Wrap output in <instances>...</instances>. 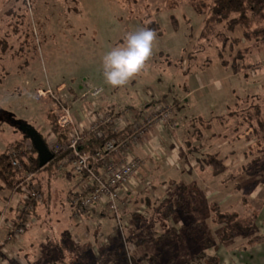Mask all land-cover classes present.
Segmentation results:
<instances>
[{
	"label": "rangeland",
	"instance_id": "374dc122",
	"mask_svg": "<svg viewBox=\"0 0 264 264\" xmlns=\"http://www.w3.org/2000/svg\"><path fill=\"white\" fill-rule=\"evenodd\" d=\"M171 1L0 0V155L15 150L9 149L10 144L21 142L22 147L15 150L19 152L20 167L14 169L22 172L32 155V144L23 137L22 128H31L42 135L48 130L52 104L37 103L35 92L47 88L54 92L62 90L75 124L86 127L84 121L77 124L75 120H80L81 112L94 118L99 114L94 112L95 105L136 109V95L145 96L149 101L162 99L164 95L166 99L178 97L184 84L197 85V77L203 85L202 108L207 109L210 101L214 108L227 106L231 110V113H220L223 116L219 122L227 130L226 144L221 150L236 162L229 163L228 174L210 183L213 189L203 187L200 193L190 191L193 194L189 195L184 190L172 192L167 186L170 188L167 200H158L153 208L143 210L134 201L131 214L125 218L120 212L116 216L105 212L99 226L92 218L79 219L72 215L69 199L73 191L79 190L76 185L81 177L73 174L68 161L61 169L49 173L24 172L15 194L0 193L2 240L7 227L10 230L13 225L23 224L25 213L17 212L14 204L23 199L21 185H25V178H30L25 188L40 192L42 205L37 210L38 218L30 219L25 235L13 238L6 246L0 243V264H28L29 260L30 264H43L49 261L50 255L54 257L55 251L62 264H75L72 258L80 257L79 253L87 245L97 255L116 245V257L112 254L106 258L110 264H170L171 255H174L173 264H193L192 257L200 251L215 258L218 264H264V240L253 241L254 237L264 238V169L261 166L264 160H259L257 165L259 173H252L251 169L255 156L264 152V137L262 142H256L254 135L249 139L244 137L247 132L244 114L236 109L251 113V107L257 106L264 118L260 99L264 94V44L256 42L254 37L243 40L239 30L226 32L221 26L202 39L199 36L203 16L189 6L173 5ZM146 16L155 22L159 31L155 32L153 55L144 70L127 85L108 86L102 77L101 57L121 43L127 32L146 28L142 23ZM261 25L264 27V23ZM235 71L248 77L243 79L241 75L229 82L225 72ZM94 88L102 90L100 97L91 95ZM151 113L149 117L153 116ZM173 117L166 126L172 123ZM255 143L262 144V150L246 158L244 153ZM143 183L144 196L153 203L146 191L150 187L149 179ZM217 202L222 207L221 213L252 216L253 232L224 241V236L228 237L226 226L212 220L213 205ZM11 208L14 210L10 211ZM199 222L203 224V236L201 232L196 236L186 233L187 227ZM171 232L176 234L174 254L164 248L166 241L157 239ZM74 235L96 236L101 241L97 245L90 237L91 241L81 243V248L76 249L71 246ZM122 238L128 241L125 242L130 256L123 247L119 250ZM205 239L209 245L204 248ZM18 248L20 253L14 251ZM135 256L139 257L138 261ZM85 257L84 264H101L93 262V255ZM101 257L99 260L105 259ZM204 261L195 264H204Z\"/></svg>",
	"mask_w": 264,
	"mask_h": 264
},
{
	"label": "crops",
	"instance_id": "0c3cea01",
	"mask_svg": "<svg viewBox=\"0 0 264 264\" xmlns=\"http://www.w3.org/2000/svg\"><path fill=\"white\" fill-rule=\"evenodd\" d=\"M232 74V75H231ZM242 75V78L248 77V75H243L240 71L237 72H225L224 77L231 81L230 79L235 78L238 79ZM198 83L197 85L191 86L184 84L181 88L180 95L174 96L171 99H155V101L146 98L145 96H135L137 100L138 108L133 107H125L124 109L110 107V106H101L100 108L98 105H95L94 112L99 111L94 118H89V116L81 112L80 120H75L77 124H80L84 121L86 125L89 123L96 122L102 118H105L109 115H113L114 125L117 128V133L120 136L126 135L129 131L131 126L141 125L146 117L153 112L156 107L160 104L165 102L167 105L172 104L175 108V113L172 123L169 126H152L146 129L143 136L137 139L135 142L129 144L124 149H121L115 155L111 156V160L116 163H121L125 159L138 157L142 160L143 166L140 170V174L134 177L130 184L128 185V190L130 193L127 194L125 205L127 204L128 200H131V204L128 206H123L119 208V212L123 215V217H127L130 215V209L135 203H139L142 205L144 209L153 206L154 202L158 200H167L166 195L168 194L169 189L172 192L177 191L178 193L182 190L190 193V191H194V193H200L201 188H211L210 183L215 180L216 178H220L228 174L231 170L229 167V163L234 165L236 162H232L230 156L223 154L224 151L221 150L226 143V133L227 130L222 127L220 124V113H231L230 108L227 106H223L222 108L218 109L217 107L214 108L209 101V106L207 109L201 107V97H203L201 93V89H203V85L200 78L197 77ZM229 87V86H228ZM233 92V90H231ZM102 94V93H101ZM100 94V96H101ZM84 96V95H83ZM98 96V97H100ZM165 96V95H164ZM247 97V96H246ZM97 98V97H95ZM143 98V99H141ZM245 98V96H244ZM172 102V103H171ZM70 106V105H69ZM234 109V107H233ZM237 109V107H236ZM234 109V110H236ZM235 112V111H234ZM244 110H242V113ZM53 115V114H52ZM85 115V116H84ZM88 117V119L86 118ZM97 118V119H96ZM86 121V122H85ZM110 128V126H108ZM111 137L113 135H110ZM212 147H211V143ZM249 143V142H248ZM209 144V145H208ZM207 155H216L218 159L223 161V165L225 167V171L220 175H214L212 169L209 167H202L199 163L201 159H203ZM61 163H65L61 162ZM64 164L60 167L57 165V170L61 169ZM98 170H102L103 165L99 164L97 166ZM144 179L150 182V187L147 189V193L150 194V197L153 198V203H149L148 201L150 198L144 196V190L141 188L144 187ZM80 181L76 185L78 188ZM167 186H170L168 189ZM213 189V188H211ZM218 189V188H217ZM170 192V191H169ZM143 194V195H142ZM159 195L160 198H157ZM124 197V199H125ZM135 201V203H134ZM162 203V202H161ZM214 203V202H213ZM165 202L163 203V205ZM219 209L222 211V207L220 202L215 203ZM37 210L40 206H36ZM153 208V207H152ZM141 210V211H142ZM11 211V210H10ZM143 213V212H142ZM105 214L104 207H97L93 210V217L92 219L96 220L97 225L99 226L100 218H103ZM72 216V215H71ZM72 218V217H70ZM91 219V218H90ZM5 220V219H4ZM6 235L4 236V240H2L1 232H0V243L1 246H6L9 244L10 241L7 240V236L10 232L9 227H7ZM30 228V221L29 227L25 230L26 231ZM3 234V231H2ZM20 235V236H23ZM14 237V238H18ZM72 237V236H71ZM90 235L85 236H73V244L72 247L81 248V243H86L91 241ZM93 242L101 241L98 237L94 236ZM121 241L123 245L121 244ZM119 241V250L125 249L128 247L126 244V239H121ZM126 241V242H125ZM116 245L110 247L107 251H102L99 255H97L96 251L94 252L92 246L87 245L84 249L79 253L80 257L72 258L75 264H84L86 261L85 256L93 255V262L99 263L101 256L109 257L113 256L116 257L118 251ZM143 250V246L140 247ZM17 253L21 251L19 248ZM130 251V250H129ZM24 252V251H23ZM78 253V252H77ZM103 253V254H102ZM131 253V251H130ZM70 254V253H67ZM74 254V252H71ZM102 254V255H101ZM25 256H27L25 254ZM99 256V257H98ZM82 258V259H80ZM102 258V257H101ZM135 260L138 261L139 257L135 256ZM106 259V258H105ZM1 260V259H0ZM30 261V260H29ZM108 261V260H106ZM103 262L104 264H110L109 262ZM110 261V260H109ZM26 263V262H25ZM21 264V263H20ZM43 264H62V261L58 259V255L55 251L54 257H49V261ZM87 264V263H86ZM140 264V263H138Z\"/></svg>",
	"mask_w": 264,
	"mask_h": 264
},
{
	"label": "built area",
	"instance_id": "2783aa9c",
	"mask_svg": "<svg viewBox=\"0 0 264 264\" xmlns=\"http://www.w3.org/2000/svg\"><path fill=\"white\" fill-rule=\"evenodd\" d=\"M61 92L62 90L54 92L47 88L35 92V99L37 98V103L52 104V114L56 117L58 133L55 135L47 130L44 134L45 145L53 156L68 154L65 161H68L73 174L81 177L79 190L73 191L69 199L72 215L79 219H90L93 217L94 209L104 207L106 213L116 216L119 208L125 205L124 197L130 193L127 187L131 180L140 174L143 162L140 158L133 157L116 163L111 160V156L143 136L146 129L157 124L168 125L175 110L166 103L160 104L153 114L151 113L153 116L148 115L141 125L131 126L126 135L120 136L117 128L113 126V115L89 123L86 127L77 126L70 106L65 102L64 94ZM101 93L100 88L91 90L93 97ZM92 135L104 141L103 147L94 152H83L85 142ZM18 154L19 152L15 150L7 154L13 168L20 167ZM62 164L59 163L58 166L61 167ZM99 164L103 165L101 171L97 168ZM29 180L30 178H25V185H21L23 198L21 200L24 203L22 212L30 211L35 205H42L43 198L40 192L25 188L26 184H30ZM28 227L29 222H23L20 227L13 225L10 227L7 240L23 235ZM124 250L128 251L127 256H130L128 247Z\"/></svg>",
	"mask_w": 264,
	"mask_h": 264
},
{
	"label": "trees",
	"instance_id": "16d2710c",
	"mask_svg": "<svg viewBox=\"0 0 264 264\" xmlns=\"http://www.w3.org/2000/svg\"><path fill=\"white\" fill-rule=\"evenodd\" d=\"M128 1V0H122ZM173 5H186L189 6L197 15L203 16V29L200 33V38H204L210 34H212L218 26L224 28L226 32H234L239 30L241 32V37L243 40L248 41L251 37L261 44H264V27L261 25L264 23V0H172ZM145 21H142L143 25L146 28L152 29L154 32H159L158 27L154 21L148 20L149 16L144 17ZM255 27V29H252ZM234 40V39H233ZM237 40V39H236ZM225 66V65H224ZM232 69L234 67H231ZM234 70V69H233ZM237 72V71H235ZM167 96H163V99H166ZM261 102H263L264 106V94L260 97ZM238 111H242V109L238 108ZM253 112H243L244 120H245V132L244 137L250 138V136L254 135L256 138V142H262V138L264 137V118L262 117V109L253 106L251 107ZM242 113V112H241ZM49 125L48 131L50 133H54L55 135L58 133V128L56 125V117L52 114L48 115ZM257 129V130H256ZM40 137L45 142V136L38 132ZM251 134V135H250ZM23 137L26 140L29 138L26 136L25 133H22ZM60 136V135H59ZM104 141L100 140L99 137L90 136L88 140L85 142V145L82 149L83 152H94L95 150H99L103 147ZM261 145H251L248 147L247 152L244 153L246 158H250L253 153L260 152L262 149L260 148ZM22 147L21 142H16L10 144L9 149H20ZM33 147V146H32ZM68 154H62L59 156H55L53 160L46 166L40 168L38 156L35 149H32V155L28 157L27 164L24 165L23 171L19 172L14 169L9 161L7 155L2 154L0 155V193L4 191H8L9 193H16L17 186L21 182L22 177L21 175L24 172H31L36 175L42 173H49L51 170H55L57 165L61 162H64L67 158ZM256 161L252 173H259L257 165L259 164V160H264V152L260 155L255 156ZM254 159V160H255ZM202 167H209L212 169L214 175H220L225 171V167L223 165V161L218 159L216 155H207L199 162ZM264 169V163H261ZM2 184V185H1ZM190 193L189 195H192ZM46 204V203H45ZM24 203L20 199L15 202L14 208L17 212L22 211ZM21 206V207H20ZM13 208V207H12ZM10 210H14V209ZM20 208V209H19ZM171 211V210H170ZM23 214V222H29L30 219H37L38 212L36 205L32 208L30 212H24ZM213 214L214 218L212 220L217 223V225H224L225 232H228L227 236H224V241H227L235 235L239 236H247L253 232L254 225H253V217L251 216H240L237 213H221L219 207L215 204L213 205ZM164 218H169V215H163ZM203 224L202 223H193L189 227L186 228V233L191 234L192 236H196L198 232H201L202 235ZM176 234L171 232L170 234L160 235L157 239L160 241H166L164 243V248L172 252V254L176 253V248L173 245V240ZM258 238V239H257ZM257 240H264L263 237H254L253 241ZM168 242V243H167ZM209 245L208 240L205 239L204 241V248L208 247ZM173 256L171 255L170 260L168 261L170 264H173ZM107 258V257H105ZM151 258V257H150ZM107 259H104L105 262ZM153 260V258H152ZM201 260H205L204 264H218L215 258H209L203 252H199L197 255L192 257L190 262H200ZM151 261V260H150ZM102 264V261H99ZM11 264H16L12 263ZM30 264V261H28ZM104 264V263H103ZM190 264V263H189ZM199 264V263H198Z\"/></svg>",
	"mask_w": 264,
	"mask_h": 264
},
{
	"label": "clouds",
	"instance_id": "9594fccd",
	"mask_svg": "<svg viewBox=\"0 0 264 264\" xmlns=\"http://www.w3.org/2000/svg\"><path fill=\"white\" fill-rule=\"evenodd\" d=\"M155 40L156 34L149 28L127 32L121 43L112 46L101 57L105 84L120 88L139 75L153 55Z\"/></svg>",
	"mask_w": 264,
	"mask_h": 264
},
{
	"label": "water",
	"instance_id": "95a60500",
	"mask_svg": "<svg viewBox=\"0 0 264 264\" xmlns=\"http://www.w3.org/2000/svg\"><path fill=\"white\" fill-rule=\"evenodd\" d=\"M21 133L26 134L33 148L35 149L38 156L39 167L42 168L48 165L53 160L54 156L50 153L47 146L45 145V142L37 133V131L28 127H23Z\"/></svg>",
	"mask_w": 264,
	"mask_h": 264
}]
</instances>
